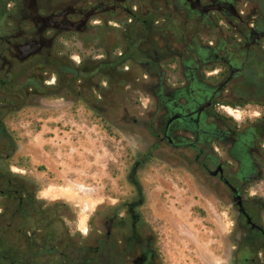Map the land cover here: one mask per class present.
<instances>
[{"label": "flooded vegetation", "instance_id": "af4514ba", "mask_svg": "<svg viewBox=\"0 0 264 264\" xmlns=\"http://www.w3.org/2000/svg\"><path fill=\"white\" fill-rule=\"evenodd\" d=\"M58 81L144 119L146 156L181 159L235 208L232 264H264V0H0V114ZM142 203L95 209L88 245L61 229L60 259L18 238L13 264H168Z\"/></svg>", "mask_w": 264, "mask_h": 264}, {"label": "rangeland", "instance_id": "374dc122", "mask_svg": "<svg viewBox=\"0 0 264 264\" xmlns=\"http://www.w3.org/2000/svg\"><path fill=\"white\" fill-rule=\"evenodd\" d=\"M69 47L72 51L75 45ZM21 94L19 101L12 99L11 107L2 110L0 121L15 132V156L26 157L29 165L24 169L12 162L11 170L35 181L39 198L46 183L57 182L54 171L64 170V187L83 198L99 197L96 209L142 199L139 210L158 233L168 264H232L235 208L181 159L164 151L146 156L151 142L144 119L110 118L105 108H95L77 93L28 99ZM111 103L114 113L122 111L119 102ZM230 111L236 118L246 115ZM257 190L252 188L251 193ZM45 200L69 204L65 223L88 245L85 232L93 228L95 211L90 214L92 209L85 204L90 215L82 220L76 203Z\"/></svg>", "mask_w": 264, "mask_h": 264}, {"label": "trees", "instance_id": "16d2710c", "mask_svg": "<svg viewBox=\"0 0 264 264\" xmlns=\"http://www.w3.org/2000/svg\"><path fill=\"white\" fill-rule=\"evenodd\" d=\"M63 86V82L58 81L44 95L65 97L68 92ZM15 151V132L0 121V264H13L18 238L28 239L27 255L34 253L38 243L43 246L51 243L53 259L56 256L60 259V229L69 231L65 217L71 208L63 201L47 202L39 198L37 183L25 174L11 170L12 162L20 168L29 167L27 158L16 157Z\"/></svg>", "mask_w": 264, "mask_h": 264}, {"label": "crops", "instance_id": "0c3cea01", "mask_svg": "<svg viewBox=\"0 0 264 264\" xmlns=\"http://www.w3.org/2000/svg\"><path fill=\"white\" fill-rule=\"evenodd\" d=\"M54 178L57 182L50 181L46 183L42 189V197L48 200H64L76 203L80 207V219L84 220L92 214L97 208L98 204L101 203L99 197L96 198H83L78 196L71 188L64 187V170L54 171ZM89 206L92 210L90 214L87 213L84 205ZM83 223L80 224L79 229L82 230Z\"/></svg>", "mask_w": 264, "mask_h": 264}, {"label": "water", "instance_id": "95a60500", "mask_svg": "<svg viewBox=\"0 0 264 264\" xmlns=\"http://www.w3.org/2000/svg\"><path fill=\"white\" fill-rule=\"evenodd\" d=\"M236 205L239 206V210H240L241 212H244V213L246 214V211H245V209H244V206H243L241 200L237 201V202H236ZM246 216H247V221H248V222H251V219H250L249 215L246 214ZM253 227H254V225H252V228H253Z\"/></svg>", "mask_w": 264, "mask_h": 264}]
</instances>
